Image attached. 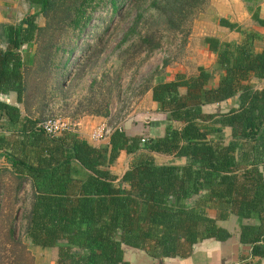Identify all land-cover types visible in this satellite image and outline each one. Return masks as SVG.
Returning a JSON list of instances; mask_svg holds the SVG:
<instances>
[{
    "label": "trees",
    "instance_id": "trees-1",
    "mask_svg": "<svg viewBox=\"0 0 264 264\" xmlns=\"http://www.w3.org/2000/svg\"><path fill=\"white\" fill-rule=\"evenodd\" d=\"M21 1L40 6L43 24L35 13L18 23L0 22V95L15 94V103L0 99V159L6 164L0 167V264H35V246L56 247L55 264H130L125 247L161 264L191 256L202 240L227 242L232 234L217 221L230 214L246 219L237 237L249 246L248 259L236 264H259L264 258V46L256 44L264 39L261 34L220 17L219 25L240 37L235 42L203 37L221 70L217 85H209L213 70L203 65L196 73L176 72L152 83L146 90L159 105L157 114L146 123L135 121L144 126L139 132L114 129L108 148H102L69 132L48 136L39 122L50 95L65 91L74 52L98 57L103 30L126 3L137 0ZM243 2L264 27L260 0ZM208 3L137 4L122 42L133 38L128 49L149 54L160 48L164 30L185 39ZM99 9L106 15L96 21ZM89 33L93 43L82 38ZM26 45L33 46L30 63L22 53ZM229 99L235 104L228 106ZM87 104L76 117L109 116L107 100L90 98ZM159 124L162 134H151L149 127ZM121 151L131 160L117 175L110 166ZM155 155L170 160L157 162Z\"/></svg>",
    "mask_w": 264,
    "mask_h": 264
},
{
    "label": "rangeland",
    "instance_id": "rangeland-1",
    "mask_svg": "<svg viewBox=\"0 0 264 264\" xmlns=\"http://www.w3.org/2000/svg\"><path fill=\"white\" fill-rule=\"evenodd\" d=\"M238 1L209 0L205 10L199 13L193 21L191 31L185 39L180 33L164 30L160 32V48L149 54L145 52L134 54L133 48L128 49L133 38L122 42V38L131 27L138 12L136 5L142 4L145 7L149 0H137V4H130L127 7L126 3L124 8L116 13L107 28L103 30V40L101 42L103 48L98 57H90L91 53L82 57L81 52H74L71 62V65H73L71 67L72 73L66 83L65 91H56L50 95L48 106L41 115L42 118L53 115L70 120L75 123L73 126L75 130L72 135L82 138L81 136L84 134L80 131L81 125H78L79 118L82 115L76 117V113L85 110L86 106L88 107L87 101L91 98L93 101L105 99L109 102V116L102 117L101 123L111 126L120 124L125 127L130 122L150 120L149 116L151 114L156 115L155 112L158 111V108L157 104L151 99V91L146 90V87L154 82L169 80L170 75H175L176 72L185 71L186 74H193L192 72L197 68L198 62L202 58L203 60H210L202 48V36L208 33H216L220 34L222 39H231L232 41L234 34H229L228 29L222 27L220 29H223L224 32L216 31V25L219 26L218 20L222 17L221 14H226L228 10L229 12L232 10L240 18L245 17L241 16L243 9L237 7L238 3L243 5L244 2L243 0ZM0 2L3 3L0 4L3 10L7 14L10 12L13 18H22L32 11L36 14V21L43 24V17L39 14V5H28V3H23L21 0H0ZM6 13L4 14L6 15ZM105 15L106 9H99L96 12L95 20L98 21L99 16L104 17ZM244 24L243 21L242 25ZM82 38L84 41L93 43L91 33L84 34ZM32 49L33 46L29 45L22 50L25 61L28 52L32 56ZM88 53L87 51L86 54ZM196 53L200 55V58L196 56ZM77 57L79 59L76 62ZM75 62L76 65H74ZM83 65L85 67L78 75V70ZM93 80H96V82L91 86ZM234 101L235 99H230L227 105H234ZM162 128H160V131H162ZM157 132L158 130L154 133ZM155 158L157 162L170 160L160 157ZM175 161L177 162V160ZM26 189H29L28 185ZM20 230L21 216L19 215L16 221L17 233ZM124 249L125 258L130 261V264L153 263L140 250L129 247ZM31 252L35 256V264H55L56 247L44 249L35 246L31 247Z\"/></svg>",
    "mask_w": 264,
    "mask_h": 264
},
{
    "label": "crops",
    "instance_id": "crops-1",
    "mask_svg": "<svg viewBox=\"0 0 264 264\" xmlns=\"http://www.w3.org/2000/svg\"><path fill=\"white\" fill-rule=\"evenodd\" d=\"M235 1H238V0H235ZM23 3H25V2H23ZM0 4H3V3L0 2ZM238 4L236 3V5H238L237 7H240L243 9L241 11V16H245L244 18L238 17L236 15V13H234L232 10L229 12L228 8H227L228 12L226 14H221V16L226 18L227 20H229L231 22H236L240 25H242V23L244 21V23H245L244 26H249V27L257 30L261 34V36L264 38V27L258 26L251 19L250 14L246 10L244 3H243V5L241 3H238ZM227 6H229V5H227ZM259 7H260V16L264 18V0H260ZM4 13H6V11L3 10L2 6L0 5V22L18 23L21 19V17H19L18 19L13 18V15L10 12H8V14L6 13V15ZM30 13H32V11ZM216 26H217L216 31H220V32H224V31H222L223 29H220V27L227 28V27L221 26V25H219V26L216 25ZM227 29H225V30H227ZM227 32H229V34H234V39L232 41H231V39H222L220 37V34H216V33H208L204 36H217L223 41L227 40V41H231V42L237 41L240 37V36L238 37L239 33L236 31L228 29ZM204 36L201 37L202 48L204 49V51L206 52V54L208 55L210 60L207 61V60H203V58H202V60H200L198 62V66L203 65L205 67H210L213 70V74L209 80V85L210 86H216L218 83V80H219V76L221 74V70H220L218 64L216 63L215 54L213 52H210L207 49V46L203 43V37ZM256 44L260 47L264 46V39L262 41L256 42ZM27 46H29V45L24 46L23 49L27 48ZM22 53H23V51H22ZM196 56L198 58H200V55L198 53H196ZM31 61H32V56H31V53L28 52V57L26 58L25 62L30 63ZM182 70H184V69H182ZM196 70H197V68L194 69V72H192V73H196ZM183 72H185V71H183ZM173 77H174V75L172 74V75H170L169 79H172ZM0 99L7 101V102L15 103V94L14 93H10L8 95L1 94ZM229 100L227 102H229ZM154 103L157 104L156 102H154ZM158 106L159 105L157 104V108H158ZM101 120H102V117H99V116L83 115L79 118L78 125H81L80 131L84 134L83 136H81L82 138L86 139L89 143H91L95 146H99L102 148H108L109 137H103L102 139L96 140V139H94V136H93L94 132L102 124ZM147 120H143V123H146ZM141 123L130 122L129 125H126L124 128L129 133L139 132L140 130L144 129V126ZM160 128H162L161 124L160 125H153V126L151 125L149 127V131L153 135H160V134H162V131H160ZM156 130H158V132L154 133V132H156ZM154 157H160V156L155 155ZM160 158H163V157H160ZM163 159H166V158H163ZM130 160H131V157H128V155L125 153V151H121L120 155L118 156L115 163L110 166L111 171L113 173L119 175L121 172H123L124 169L127 168ZM183 161H184L183 158L177 159V162H183ZM4 165H6L4 162V159L1 158L0 159V167L4 166ZM74 168L77 169L76 164L73 165V169ZM78 173L80 175H83V174H85V171L79 169ZM209 213L215 214V210H209ZM245 221H246V219H244L241 216H238L236 214H230L226 220H218L217 223L220 226H223L224 228H226L232 234L230 239L227 242H221V241L213 240V239L202 240L201 242L197 243V245L195 247V251L193 254H191V256L184 257V258H180V257L165 258L162 260L161 264H236V263H242L244 260L248 259L247 257H248L249 246L247 244H242L239 242L238 237H237V230H238L239 226ZM250 221L254 222V223H258V220H256V219L255 220L252 219ZM147 258H148V260H151L150 257L147 256ZM259 264H264V258H262L260 260Z\"/></svg>",
    "mask_w": 264,
    "mask_h": 264
},
{
    "label": "built area",
    "instance_id": "built-area-1",
    "mask_svg": "<svg viewBox=\"0 0 264 264\" xmlns=\"http://www.w3.org/2000/svg\"><path fill=\"white\" fill-rule=\"evenodd\" d=\"M74 124L70 120L64 119L60 116H47L39 122V127L44 130V132L51 137L60 135L63 132H74ZM114 129H122L120 124H115L113 126L102 123L98 129L94 132V139L99 140L103 137H109L110 133Z\"/></svg>",
    "mask_w": 264,
    "mask_h": 264
},
{
    "label": "flooded vegetation",
    "instance_id": "flooded-vegetation-1",
    "mask_svg": "<svg viewBox=\"0 0 264 264\" xmlns=\"http://www.w3.org/2000/svg\"><path fill=\"white\" fill-rule=\"evenodd\" d=\"M146 258H147V256H146ZM154 261H155V259H152V258H151L150 262H153V263H151V264H154Z\"/></svg>",
    "mask_w": 264,
    "mask_h": 264
},
{
    "label": "water",
    "instance_id": "water-1",
    "mask_svg": "<svg viewBox=\"0 0 264 264\" xmlns=\"http://www.w3.org/2000/svg\"><path fill=\"white\" fill-rule=\"evenodd\" d=\"M154 264H159V263H158V261L156 260V261H154Z\"/></svg>",
    "mask_w": 264,
    "mask_h": 264
}]
</instances>
